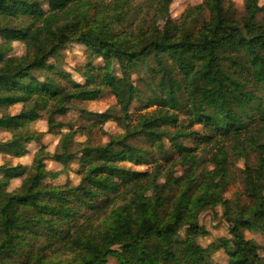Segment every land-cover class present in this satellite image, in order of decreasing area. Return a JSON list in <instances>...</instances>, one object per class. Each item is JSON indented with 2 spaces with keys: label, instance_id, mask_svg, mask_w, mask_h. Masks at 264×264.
Wrapping results in <instances>:
<instances>
[{
  "label": "trees",
  "instance_id": "obj_1",
  "mask_svg": "<svg viewBox=\"0 0 264 264\" xmlns=\"http://www.w3.org/2000/svg\"><path fill=\"white\" fill-rule=\"evenodd\" d=\"M132 1L0 0V131L10 133L0 141V153L25 155L27 145L45 133L29 129L41 111L46 113L47 132L60 131L65 123L55 117L67 113L66 101L98 100L104 89L125 115L140 97L131 75L142 68L153 75L145 83L152 96L143 108L156 106L140 115L135 126L109 110L85 111V118L93 116V124L111 118L123 123L124 133L93 146L74 142L77 131L68 130L53 153L41 146L30 168L0 164V264H11L23 247L45 234L49 245L58 241L73 258L43 264H106L109 256L117 264H205L209 249L193 233H202L198 214L217 205L232 179L228 148L244 159L248 149L253 150L257 159L255 168L243 170L250 203L223 214L234 239L232 247H226V264H264L259 254L264 246L244 234L264 233V24L256 21L264 4L246 0V14L236 20L229 12L230 0H203L187 11L189 18L194 11L209 12L198 27L167 19L161 27L154 21L144 28L127 18ZM157 1L167 9L171 0ZM101 3L104 8L96 10ZM241 23L252 32L246 34ZM15 41L24 44L22 55H9ZM67 43L81 44L89 58L102 59L101 65L88 60L78 70L86 75L83 83L50 62ZM115 61L121 63L119 77L112 70ZM15 105H21L17 113L7 112ZM180 111L188 115L181 129ZM194 125L200 131L192 129ZM141 136L161 152L167 139L185 167L182 174L158 183L155 173L123 166L125 161L139 165L152 159L131 142ZM186 138L190 145L183 143ZM200 146L217 148L208 158L214 168L207 169L195 154ZM46 158L64 169L75 164L78 184L35 189L39 178L56 175L46 169ZM159 167L155 165V172ZM23 175L19 188L9 191L10 181ZM149 189L151 195H146ZM119 190L130 194L128 200L96 222L101 204L106 206ZM78 219L82 222L75 225ZM63 223L74 228L61 233L58 225ZM37 257L33 264H41ZM22 263L30 264L26 259Z\"/></svg>",
  "mask_w": 264,
  "mask_h": 264
},
{
  "label": "rangeland",
  "instance_id": "obj_2",
  "mask_svg": "<svg viewBox=\"0 0 264 264\" xmlns=\"http://www.w3.org/2000/svg\"><path fill=\"white\" fill-rule=\"evenodd\" d=\"M203 0H171L168 4L167 9L162 5L158 4L157 0H133L130 2V5L126 8L127 18L130 23L134 26L142 25L144 28L148 27L150 23L156 21V24L160 27L164 25L167 19L175 21L179 26H200L204 21L208 20L209 12L203 10L201 14L194 11L195 16L189 18L187 16V11L191 12L193 7L199 5ZM231 6L229 12L231 17L236 20H242L246 14V0H230ZM259 5L264 4V0H257ZM105 4V3H104ZM103 3H101L100 8L96 7V10H100ZM227 5V4H226ZM108 6H111L108 2ZM93 8L89 10L90 14H93ZM258 23L264 24V12L258 13L256 17ZM241 27L244 29L246 34L252 32V27L244 26L241 23ZM1 41V37H0ZM25 51V46L23 43L15 41L12 43V51L9 55L19 56L22 55ZM91 60L94 65L103 64L100 57L89 58L85 52V48L81 44L77 43H67L61 49V55L57 60L54 58L50 59L51 63L59 64L60 67L71 73L72 78L80 83H83L85 80V73L83 71L80 73L78 70L83 68V66ZM119 66L120 62H114L113 72L114 75L119 77L120 71ZM153 75H150L146 68L140 69L138 72H133L131 79L133 84L139 90V99H136L132 102L131 107L125 113L121 114L116 107V100L113 95L109 92L108 89H104L102 96L98 100L94 101H66V105L69 107L67 113L64 116L57 115L55 119L65 123L60 131L47 132V121L45 111H41V118L32 122L29 125V129L33 132H45L39 142H31L27 145L28 153L25 155L11 156L0 153V164L10 163V164H23L27 168H30L33 157L36 151L43 146L45 151L53 153L62 133L67 132L68 130H76L72 140L76 143L78 142H88L89 145H102L109 141L112 136L122 135L125 131L123 123H120L113 118L105 121L102 124H93L92 115L85 118L84 112H93L100 113L109 110L115 116H120L125 123H128L131 126H135L138 122V117L145 114L151 110H154L156 106H151L149 108H143L147 104L149 98L152 96L150 90L146 88L145 83L152 78ZM264 96V94H263ZM21 108V105H15L10 107L7 112L17 113ZM264 108V102H263ZM180 111L177 115L179 121V127L187 125L188 115ZM194 130L200 131V126L194 125L191 127ZM168 131H173V127H167ZM10 138L9 132L0 131V141ZM131 142L135 145L141 146L147 150L149 153V159L147 163L136 165L133 162L125 161L122 163L123 166L128 167L132 170L149 172L150 174H157L156 180L158 183H165L171 177L180 176L183 172L184 166L179 163V156L171 146V143L164 138L163 144L165 151L161 152L155 147L150 145V142L147 141L144 137H135L131 139ZM191 139L186 138L183 140V143L186 145L191 144ZM261 142L264 144V136L261 139ZM228 146V145H226ZM197 147V146H196ZM217 148H210V146H200L196 148L195 154H198L200 158L204 160L207 169H212L214 166L208 162V158L211 157L212 153L216 152ZM229 162L228 168L231 171L232 179L228 183L223 192L221 199L213 209L202 210L198 214V224L202 233H193L196 241L203 247L209 249V257L205 264H226L228 261V256L226 254V247H232L234 239L229 231V222L226 221L224 217V211L230 209L232 211L236 210V205H247L250 203L246 187L244 183V168L249 166L250 168H255L257 153L253 150L248 149L246 158H237L232 154L230 148L227 150ZM46 165V169L51 172H56L54 177L47 176L45 178H39L36 188H41L42 186L50 185H77L79 182V176L76 174V165H70L69 168L64 169L58 163L53 162L49 158H46L43 161ZM159 164L158 172H155V165ZM26 175H23L20 178H15L10 181L8 186L9 191L17 190L22 184ZM117 197L110 195L109 198H112L106 206H100L99 216L96 218V222H101L104 220L109 212L115 207L125 203L130 194L124 192V190H119ZM146 195H151V189L147 190ZM103 203V202H101ZM82 219H78L75 225L80 224ZM59 230L63 231L68 230L70 226L67 224H59ZM74 226L70 227L72 230ZM69 230V231H71ZM185 230L179 233V238L183 239L185 237ZM62 233V231H61ZM245 237L252 239L257 244L264 246V233L256 230L245 231ZM63 234H60L58 239ZM46 239L45 235H39L38 238L32 240L30 245L23 247L22 255L16 256L15 261H11V264H23V260H29L30 264L38 262L41 264L48 261H63L69 262L73 258V253L66 248H60V243L58 241L51 242ZM28 250H31L28 253ZM260 256L264 258V249L259 252ZM106 264H117L116 260L112 257H108Z\"/></svg>",
  "mask_w": 264,
  "mask_h": 264
}]
</instances>
